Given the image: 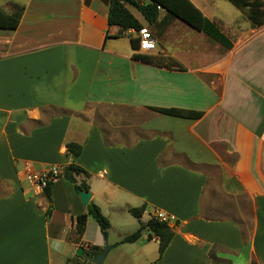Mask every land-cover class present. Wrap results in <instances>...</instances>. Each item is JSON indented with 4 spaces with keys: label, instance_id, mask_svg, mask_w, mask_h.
Instances as JSON below:
<instances>
[{
    "label": "crops",
    "instance_id": "obj_1",
    "mask_svg": "<svg viewBox=\"0 0 264 264\" xmlns=\"http://www.w3.org/2000/svg\"><path fill=\"white\" fill-rule=\"evenodd\" d=\"M188 1L230 49L165 10L148 25L127 7L156 40L140 52L134 30L108 26L109 0H0L17 22L0 29V264H86L69 240L81 184L110 224L103 239L88 217L82 235L110 246L103 264H264V25L228 0ZM71 164L87 177L39 194L23 179ZM141 206L142 222L169 217L161 255L147 234L115 245Z\"/></svg>",
    "mask_w": 264,
    "mask_h": 264
},
{
    "label": "trees",
    "instance_id": "obj_2",
    "mask_svg": "<svg viewBox=\"0 0 264 264\" xmlns=\"http://www.w3.org/2000/svg\"><path fill=\"white\" fill-rule=\"evenodd\" d=\"M235 8L240 11H245L246 17L252 26L264 25V1L263 0H228ZM136 9L147 22L148 25L154 24L157 21L160 10H165L170 17H176L189 25L190 27L202 31L211 37L216 42L220 43L224 48L230 49L232 47L229 40L218 30V28L211 23L197 8H195L188 0H109V9L107 14L108 26H117L122 30H134L142 28L141 23L130 13L127 7ZM164 21L163 24H166ZM17 25L16 21L9 20L3 15H0V29L13 30ZM131 45L134 49L138 48V39H131ZM154 63V62H153ZM154 64H157L154 63ZM159 113L180 118H199L201 113H194L190 111L181 110H166L154 109ZM67 153L73 157H78L81 153L82 147L75 143H68L66 145ZM87 177V173L80 167L75 165H68L66 167L64 177L80 175ZM77 190L83 189L88 191L89 187L86 184L76 186ZM87 210L84 214L78 215L74 220V226L69 233V240L76 244L78 248H82V254L86 256L87 263L89 257L97 255L101 249L92 245H84L82 242V235L85 230V223L88 217L92 218L98 226L99 232L103 239L107 238V233L110 228L108 220L101 214L99 208L92 202L87 205ZM145 211V207L129 209V213L139 221L138 228L122 237L116 243H133L139 240L143 234H147V239L153 237L158 240V252L161 255L173 237V231L167 222L157 220L153 215L149 217L146 222L140 221L141 216ZM69 259L66 264L70 262L77 264V259ZM78 264H82L79 263Z\"/></svg>",
    "mask_w": 264,
    "mask_h": 264
},
{
    "label": "built area",
    "instance_id": "obj_3",
    "mask_svg": "<svg viewBox=\"0 0 264 264\" xmlns=\"http://www.w3.org/2000/svg\"><path fill=\"white\" fill-rule=\"evenodd\" d=\"M138 39V50L140 52H151L156 49V40L152 33L145 27L135 31ZM66 167L60 165H52L42 171L26 170L24 181L31 187L34 193H42L54 182L61 178L65 173ZM153 216L161 221L168 222L169 217L161 212H154Z\"/></svg>",
    "mask_w": 264,
    "mask_h": 264
},
{
    "label": "water",
    "instance_id": "obj_4",
    "mask_svg": "<svg viewBox=\"0 0 264 264\" xmlns=\"http://www.w3.org/2000/svg\"><path fill=\"white\" fill-rule=\"evenodd\" d=\"M69 179L73 183L76 182L71 176H69ZM78 197L81 201L82 206L86 208L88 203H89V200L91 198V194L88 191L80 190V191H78ZM86 210H87V208H86ZM109 249H110V246L107 243H105L102 250L97 255H95L93 257H89L91 264H103V261L107 255ZM82 251H83L82 248H79L77 250V255H81Z\"/></svg>",
    "mask_w": 264,
    "mask_h": 264
},
{
    "label": "rangeland",
    "instance_id": "obj_5",
    "mask_svg": "<svg viewBox=\"0 0 264 264\" xmlns=\"http://www.w3.org/2000/svg\"><path fill=\"white\" fill-rule=\"evenodd\" d=\"M144 27H147V26H144ZM148 29V28H147ZM149 30V29H148ZM137 221V220H136ZM136 223H138V222H136ZM138 225V224H137ZM138 227V226H137ZM121 239H122V237H121ZM67 261H69V260H67ZM67 261L65 262V263H67Z\"/></svg>",
    "mask_w": 264,
    "mask_h": 264
}]
</instances>
